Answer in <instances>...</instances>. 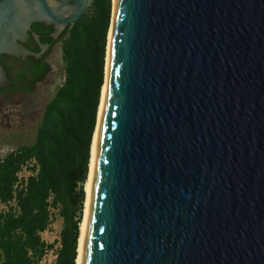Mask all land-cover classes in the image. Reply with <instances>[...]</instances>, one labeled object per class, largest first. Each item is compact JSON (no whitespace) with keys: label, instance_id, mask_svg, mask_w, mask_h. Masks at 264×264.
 <instances>
[{"label":"water","instance_id":"1","mask_svg":"<svg viewBox=\"0 0 264 264\" xmlns=\"http://www.w3.org/2000/svg\"><path fill=\"white\" fill-rule=\"evenodd\" d=\"M93 2L0 0V55ZM112 25L82 264H264V0H116Z\"/></svg>","mask_w":264,"mask_h":264},{"label":"trees","instance_id":"2","mask_svg":"<svg viewBox=\"0 0 264 264\" xmlns=\"http://www.w3.org/2000/svg\"><path fill=\"white\" fill-rule=\"evenodd\" d=\"M112 14V0H94L62 34V82L44 105L32 141H22L18 128L0 132V145L13 149L0 159L1 201L13 198L17 174L28 161L35 159L39 165L38 173L18 195L19 213L0 218V264H41L55 245L42 237L56 221L51 206L61 220L54 264H76ZM35 28L41 34L54 30L45 23H37ZM28 61L15 60L17 72L10 79L11 87L0 93L22 92L30 100L35 84L51 68L43 60L28 57Z\"/></svg>","mask_w":264,"mask_h":264},{"label":"rangeland","instance_id":"3","mask_svg":"<svg viewBox=\"0 0 264 264\" xmlns=\"http://www.w3.org/2000/svg\"><path fill=\"white\" fill-rule=\"evenodd\" d=\"M113 9H114V0ZM52 65L51 74L39 84L35 90V97L33 102L27 103L15 101L11 106L2 107L0 110V132L4 134V131L9 128L19 129L22 132V141H32L35 136L38 121L41 117L43 107L46 102L51 99L54 95L57 86L62 82L63 70H62V59L60 46L52 54L50 60ZM1 134V135H2ZM11 148L8 145H0L1 152ZM61 228V220L59 216H56V221L51 226L49 232L43 235V239L47 243H53L57 240L59 236V231ZM51 258L47 262L41 264H50Z\"/></svg>","mask_w":264,"mask_h":264},{"label":"flooded vegetation","instance_id":"4","mask_svg":"<svg viewBox=\"0 0 264 264\" xmlns=\"http://www.w3.org/2000/svg\"><path fill=\"white\" fill-rule=\"evenodd\" d=\"M47 26H50V25H47ZM52 26H54L53 32L47 33V34H41V33L37 32L35 25H33L32 31L34 33H36L37 35H39L40 42L37 41L33 32H29L27 39H25L22 42L23 46L26 49H28L30 52L40 54L39 58L33 57L34 59H36L37 61L43 60L47 64L50 65L51 70L47 74L46 78L51 74L52 65H51L50 60L52 58V54L55 53L56 48L58 46H60L59 41H60V38L62 36V34H61V35H59L58 38L54 39L53 35L58 31V27H57V25H52ZM28 57H31V56H17V55H9V54L0 55V63L2 65H4L6 71H7V69H9V71H7V75H8V80L10 83V86L3 87L0 90H3L4 88L11 87L10 79H11V77L13 78V74L17 72V66L15 64V60H21L23 62H29ZM45 79L42 81H39L35 84L34 89L30 95V100L28 101L29 103L33 102L34 97H35V90H36L37 86L39 84H41L43 81H45ZM24 97L25 96L22 92H14V91H10V90L5 91L3 93L1 92L0 93V110L2 107L11 106L12 104L15 103L16 100L17 101L19 100L21 103L25 102L26 100Z\"/></svg>","mask_w":264,"mask_h":264},{"label":"bare ground","instance_id":"5","mask_svg":"<svg viewBox=\"0 0 264 264\" xmlns=\"http://www.w3.org/2000/svg\"><path fill=\"white\" fill-rule=\"evenodd\" d=\"M115 10H116V0H114V11ZM112 41H113V25L110 28L109 36H108V51H107V62H106V78L107 79H108L109 67H110V52H111ZM106 92H107V81L103 87L100 110L98 114V125L96 128L94 137H93L90 171H89L88 180L85 186L86 200H85V206H84L83 220L80 225V236H79V241H78V255L76 259V264H82V259H83L86 233H87L89 214H90V208H91V202H92L95 170H96V157H97V148H98V140H99V129H100V123L103 117L105 98L107 94Z\"/></svg>","mask_w":264,"mask_h":264},{"label":"built area","instance_id":"6","mask_svg":"<svg viewBox=\"0 0 264 264\" xmlns=\"http://www.w3.org/2000/svg\"><path fill=\"white\" fill-rule=\"evenodd\" d=\"M12 150H13L12 148H9L4 152L2 151L0 154V159L4 158L5 155ZM38 171H39V165L37 164L35 159H31L21 168V170L17 174V181L14 185L13 198L8 202H4L0 200V218L8 213H13V214L19 213L18 195L20 192L26 189L29 179L35 176L38 173ZM49 210L50 213L53 215V217L56 218V216L58 215V211L52 206L49 208ZM50 228L47 230L48 232ZM56 241L53 242L55 244L54 247L47 251L41 263L47 262L50 258H51L50 264L55 263L57 258V252L58 249L60 248L59 236Z\"/></svg>","mask_w":264,"mask_h":264},{"label":"crops","instance_id":"7","mask_svg":"<svg viewBox=\"0 0 264 264\" xmlns=\"http://www.w3.org/2000/svg\"><path fill=\"white\" fill-rule=\"evenodd\" d=\"M47 232H48V231H45V232L42 234V237H43V235L46 234Z\"/></svg>","mask_w":264,"mask_h":264}]
</instances>
